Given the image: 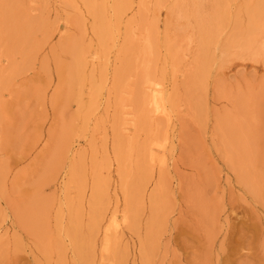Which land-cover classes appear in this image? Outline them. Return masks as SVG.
<instances>
[{
    "label": "rangeland",
    "instance_id": "1",
    "mask_svg": "<svg viewBox=\"0 0 264 264\" xmlns=\"http://www.w3.org/2000/svg\"><path fill=\"white\" fill-rule=\"evenodd\" d=\"M13 1L35 25L27 36L33 51L13 43L16 32L7 17ZM144 1V15L134 0L126 16L135 21L134 34L149 35L154 16L157 40L169 35L176 52L170 59L160 47L163 60L155 62L139 54L118 88L122 59L117 47L111 48L100 92L94 96L84 87L85 100L94 99L96 107L81 132L66 83L65 42L82 39L73 10L63 0H0V264H264V199L240 181L231 162L234 152L226 154L230 137H242L254 149L252 171L264 172V53L228 45L237 27L248 23L250 0H226L218 42L210 46L215 58L210 76L198 83L192 81L199 50L196 16L206 15L214 0H197L196 12L193 0ZM81 12L84 39L96 47L90 19L82 7ZM146 66H165L163 79L157 72L151 79L171 99L166 107L173 124L153 135L149 177L140 173L134 188L138 198L128 204L114 145L118 135L131 142L147 135L135 108ZM134 156L126 162L130 181ZM90 159L104 182V197L96 205L100 216L85 261L66 227L71 201L78 203L84 222L92 218ZM79 161L85 176L78 202L76 185L69 194L66 187ZM113 210L126 218L124 239L114 243L119 258L101 243L104 220ZM56 239L62 252L53 244Z\"/></svg>",
    "mask_w": 264,
    "mask_h": 264
},
{
    "label": "bare ground",
    "instance_id": "2",
    "mask_svg": "<svg viewBox=\"0 0 264 264\" xmlns=\"http://www.w3.org/2000/svg\"><path fill=\"white\" fill-rule=\"evenodd\" d=\"M63 1L68 8L73 10L74 21L82 34V39H67L65 42V52L70 56L66 78L67 98L74 101L78 107L76 116L80 124V131L83 132L96 107L94 99L85 100L84 87H88L94 96L100 92L107 73L106 58L111 48L116 46L120 59H122L115 77L117 87L121 88L125 84L122 82L125 73L134 70L135 65L133 61L139 54L150 56V61L152 62L156 60L160 61L163 59L158 54V48L164 47L166 57L171 59L176 52V47L169 35H165L162 40H157L156 31L154 30V16L148 22L151 29L149 35L142 37L134 34L133 23L135 21L131 18H126L128 11L133 9L134 0ZM156 2L158 4L160 0ZM193 3L194 12H196L197 0H193ZM226 3V0H214L206 15L203 17L196 16L198 20L199 50L196 57V72L192 77V81L194 82L198 83L210 76L211 65L215 59L211 54L210 46L218 42V35L225 21V12L223 10ZM11 7V12L7 17L9 19V28L11 31L16 32L12 34L14 37L13 43L16 45L23 43V49L35 50V44L31 45V39L27 38V36H31L32 29H35L33 21L24 12H21V9L19 10L20 5L17 2L13 1ZM81 7L90 19L89 29L94 37L96 47L92 46L94 43L84 39L86 25ZM142 8L146 9V3L144 0H139V10L141 15H144ZM151 10L155 12L156 8ZM246 13L248 16L247 25L244 28L237 27L239 31L231 37L228 45L240 48L242 51L253 48L256 52L261 50L264 53V0H250L246 6ZM15 17L17 19H14ZM9 40H11V37L8 38ZM99 58L102 61H99ZM143 71L144 74L138 79V95L135 108L140 112L139 125L144 128L147 135L142 142H131L126 140L125 136L118 135L116 136L114 145V154L118 164L121 186L128 204H131L132 201H136L138 198V195L134 193V188L138 189L139 185L136 183V180L140 173L143 171L145 179L149 177L150 167H152L151 163L154 160L151 153V144L153 140H156L153 135L162 127H168L173 124L171 115L168 113V108L166 107V103H170L171 99L164 93L165 89L161 88L158 82L154 83L151 79V75H155L156 72L163 79L166 76L165 66H161L158 70H155L152 66H146ZM170 106L173 105L170 104ZM117 112L119 111L116 110V120L118 119ZM251 149L254 150L248 144V141L246 144L245 139L239 136L230 137L226 144V154L231 157L234 152L233 156L235 160H231V162L232 165H236L235 168L237 169L240 181L255 197L264 199V190L261 185L263 180L261 175H264V172H258L259 174H257L256 171H252V160L250 158H252L254 151ZM133 152L135 153L136 167H134L135 170L132 174V177H134H131L130 181V179H127L129 174L126 170V162L130 160L131 153ZM84 167L83 161L73 164L66 187L67 194H69L70 187L76 185L77 195L75 197L77 196L78 202L80 200L79 196L82 195L84 184ZM91 168L94 173L93 187L91 188L89 200L92 207V218L90 222H84L78 203L73 204L71 201L68 203L69 216L66 227V235L70 238L76 254L85 261L89 260V240L91 234L96 229L97 220L100 216L96 205L104 197V182L96 174L95 169H97V165L94 164V161H91ZM135 184L137 185L134 186ZM154 200H156V194L153 196V203ZM152 202L150 206L154 207ZM116 212V210H113L104 220L101 243L103 242L104 246L107 247L106 250H109L112 256L119 258L118 248L114 243L124 239L121 224L126 221V218H120ZM110 241L113 243H109ZM53 244L57 247L58 252H62L61 244L57 239Z\"/></svg>",
    "mask_w": 264,
    "mask_h": 264
}]
</instances>
